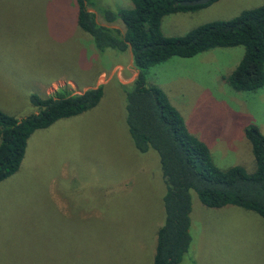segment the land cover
Masks as SVG:
<instances>
[{"label": "rangeland", "instance_id": "1", "mask_svg": "<svg viewBox=\"0 0 264 264\" xmlns=\"http://www.w3.org/2000/svg\"><path fill=\"white\" fill-rule=\"evenodd\" d=\"M99 11L130 0H87ZM264 0H215L162 16L164 35L227 19ZM74 0H0V110L32 113L28 96L102 86L98 102L34 130L17 170L0 180V264H152L164 217L158 155L135 149L122 86L136 76L128 54L98 50L76 24ZM105 23V22H103ZM122 30L120 21H115ZM242 46L171 56L144 70L219 168L254 170L247 123L264 135V84L235 91L222 79ZM264 70V64H263ZM190 194V243L178 264H264V224L233 205L206 207Z\"/></svg>", "mask_w": 264, "mask_h": 264}, {"label": "trees", "instance_id": "2", "mask_svg": "<svg viewBox=\"0 0 264 264\" xmlns=\"http://www.w3.org/2000/svg\"><path fill=\"white\" fill-rule=\"evenodd\" d=\"M76 24L103 51L132 52L138 74L122 86L125 93V121L135 149L154 150L158 155L165 182L164 217L155 231L152 264H178L190 243V194L206 207L233 205L257 214L264 224V135L252 123L242 128L250 145L254 170L240 165L219 168L211 159L204 142L191 134L184 121L158 86L145 84L144 70L171 56L191 57L213 47L242 46V54L233 69L222 79L235 91H250L264 84V2L243 9L227 19L200 23L181 35L168 36L160 31L162 16L205 6H181L180 0H130L131 7L115 11L102 9V21L120 28L97 24L86 11L87 0H74ZM102 94V86L77 93L57 89L50 95L30 93L34 111L16 118L0 110V180L14 173L22 159L26 140L36 129L54 121L80 114L93 107Z\"/></svg>", "mask_w": 264, "mask_h": 264}, {"label": "water", "instance_id": "3", "mask_svg": "<svg viewBox=\"0 0 264 264\" xmlns=\"http://www.w3.org/2000/svg\"><path fill=\"white\" fill-rule=\"evenodd\" d=\"M208 1L209 0H180L178 2V4L181 5V6H193V5L205 4ZM85 10L94 14V21L97 24H99L101 26H104V27H109V28H119L115 24H108V23H103V22L98 21L97 16H96V12L94 11V9H92L90 7H87ZM127 54H128V64H129V66L134 68L133 63H132V52H131V48H130L129 44H127ZM135 74L136 75L138 74V70L137 69H135Z\"/></svg>", "mask_w": 264, "mask_h": 264}]
</instances>
